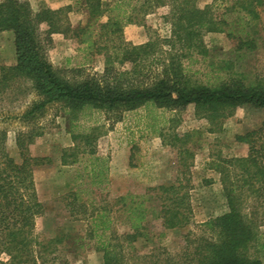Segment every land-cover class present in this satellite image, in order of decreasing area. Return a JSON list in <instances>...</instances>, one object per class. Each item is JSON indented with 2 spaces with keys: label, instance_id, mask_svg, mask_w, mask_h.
I'll return each instance as SVG.
<instances>
[{
  "label": "trees",
  "instance_id": "1",
  "mask_svg": "<svg viewBox=\"0 0 264 264\" xmlns=\"http://www.w3.org/2000/svg\"><path fill=\"white\" fill-rule=\"evenodd\" d=\"M198 1L114 0L106 6L102 0H84L88 21L83 27L71 29L64 21L62 10L46 8L34 13L27 2L3 0L0 2V32L13 33L15 64L0 69V102L14 85L28 84L30 92L40 101L21 115L24 122L34 117L35 111L54 103L64 105L69 111L81 112L87 109L104 112L143 109L146 128L155 134L159 132L157 125L163 121L156 114L157 110L173 112L192 106L198 115L218 127L219 119L231 117L237 108L264 109L263 84L246 82L242 74L212 85L197 84L187 77L181 63L183 57L172 52L175 45L181 49H199L198 45L193 46V41L202 30L225 33L234 43L235 53L256 52L264 43V0H231L219 19L209 14L212 6L200 9ZM163 7H169L168 19L173 27V39L165 41L173 48L170 52H161L153 41L138 46L117 43L123 24H138L139 20ZM42 24L46 25L45 38L62 34L77 39L84 51L102 55L103 74L80 83L62 79L44 54ZM94 26L99 29L98 33H94ZM115 63L131 65L132 73L142 76L141 80L131 83L130 79H122L123 75L115 71ZM154 65L159 69L151 73ZM158 135L162 145L178 150L180 157L192 156L186 148L190 135L175 137L174 143H167L161 132ZM5 136V131H0V255L7 256L10 264H46L47 256L53 255L55 246L63 240L62 236L39 241L34 234L36 220L43 213L35 189L34 172L50 164V160L30 155L28 146L33 138L27 136L25 147L23 141L17 139L21 162L16 163L7 151ZM97 138L93 130L73 135V141H79L83 153L89 157L92 185L97 180L101 182L103 171L107 169L101 166L105 159L96 155ZM235 141L245 146V155L220 160L212 166L220 175L227 213L201 225L209 233L208 237L196 240L187 237L189 245L179 260L171 261L167 257L153 264H262L247 255L256 229L248 219L246 209L250 205L264 210V122L258 129L235 136ZM79 148L75 144L66 150L62 163L67 164V158L72 159L71 164L76 163ZM184 190L182 183L177 181L148 188L143 195L127 194L119 198V202L126 204V225L131 233L113 245H101L103 264H128L123 255V244L128 247L138 238L146 237L144 231L150 203L155 202L159 207L156 219L161 222L162 229L175 230L189 225L191 207L189 195ZM71 197L70 205L79 200L77 192ZM70 213L73 214V210ZM102 218H97L96 227L106 230L108 226Z\"/></svg>",
  "mask_w": 264,
  "mask_h": 264
},
{
  "label": "rangeland",
  "instance_id": "2",
  "mask_svg": "<svg viewBox=\"0 0 264 264\" xmlns=\"http://www.w3.org/2000/svg\"><path fill=\"white\" fill-rule=\"evenodd\" d=\"M20 1L27 2L34 13L46 8L62 10L64 21L71 29L83 27L88 21L84 0ZM102 1L110 6L114 0ZM230 2L199 0L197 6L200 9L212 6L209 14L219 19ZM169 10V7H163L139 20L138 24H123L117 43L138 46L153 41L161 52H170L171 44L165 43L173 39ZM106 18L107 15L101 21L105 22ZM93 29L94 33L99 32L97 27ZM45 31L46 25L42 24L44 54L62 79L80 83L103 74L102 55L84 51L77 39L62 34H52L47 39L43 34ZM197 33L193 46L196 44L199 49H181L175 45L172 50L173 54L177 52L183 57L181 63L193 82L212 85L242 74L246 82L264 85V43L256 52L240 55L234 52V43L225 33L205 30ZM14 64L13 33L0 32V69ZM114 68L123 75L122 79H130L131 83L142 78L132 73L129 64L115 63ZM158 69L154 65L150 72ZM39 101L40 98L30 92L28 84L14 85L0 102V131H5V146L16 163L21 162L17 139L20 138L25 147L27 136L33 138L28 146L30 155L50 160V164L34 172L37 197L43 205L34 234L39 241L62 236L63 240L55 246L54 254L47 256L46 264H103L101 245H113L131 233L126 225V204L119 202V198L127 194L143 195L148 188L177 181L189 195L190 224L175 230L162 229L161 222L156 219L159 207L155 202L150 203L144 231L146 237L138 238L128 247L123 244V255L128 264H153L167 257L171 261L179 260L189 245L187 237L192 240L208 237L209 233L201 225L228 211L220 175L212 166L220 160L243 157L246 148L235 141V136L258 129L264 122V109L251 106L237 108L231 117L219 119L218 127L198 115L192 106L173 112L157 110L156 114L163 120L157 130L167 143H174L175 137L190 135L186 148L192 156L180 157L178 150L162 145L159 132L155 134L146 128L143 109L133 112L87 109L81 112L69 111L64 105L54 103L35 111L34 117L27 121L21 120V115ZM91 130L98 136L96 155L105 159L101 166L107 168L101 182L97 180L94 185L89 157L83 153L82 144L73 141V135ZM75 144L80 146L76 151V163L71 164L72 159L67 158L68 163L64 165L63 153ZM75 192L79 200L70 205L71 195ZM246 210L256 229L247 255L264 264V210L250 205ZM99 217L106 222V230L96 227ZM0 264H10L4 254L0 255Z\"/></svg>",
  "mask_w": 264,
  "mask_h": 264
}]
</instances>
